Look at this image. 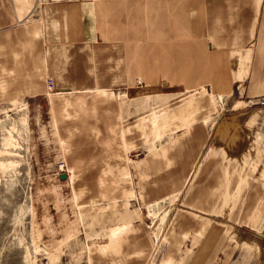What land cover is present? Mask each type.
<instances>
[{"label":"crops","instance_id":"crops-1","mask_svg":"<svg viewBox=\"0 0 264 264\" xmlns=\"http://www.w3.org/2000/svg\"><path fill=\"white\" fill-rule=\"evenodd\" d=\"M36 1L0 0V96L41 95L53 79L75 189L117 182L141 203L147 193L179 196L159 263L222 264L227 250L255 259L264 238L253 229L264 211V107L231 111L208 128L207 96H168L203 84L229 94L240 81L248 93L264 91V0H48L35 11ZM117 87L132 100L168 101L118 113L103 93ZM94 91L100 101L68 95ZM180 128L184 136L137 167L146 157L130 153ZM96 248L88 264H146L151 250L138 234Z\"/></svg>","mask_w":264,"mask_h":264},{"label":"rangeland","instance_id":"rangeland-1","mask_svg":"<svg viewBox=\"0 0 264 264\" xmlns=\"http://www.w3.org/2000/svg\"><path fill=\"white\" fill-rule=\"evenodd\" d=\"M182 90L170 94L169 99L196 95L209 98L211 111L204 119L208 128L231 111L264 107V91L248 93L246 81L236 83L229 94L213 92L209 84ZM125 91L117 87L103 92L117 103L118 113L123 107L143 113L154 111L168 101L162 102V95L157 103V98L149 96L132 100L123 95ZM54 92V86L52 91L47 90L45 80L41 95L15 99L0 96V264H88L96 247L107 244L112 237L119 240L132 234L150 241L146 264H162L159 262L176 224L174 199L150 200L147 193L146 201L141 203L132 186L117 182L106 189L76 190L55 120L61 101ZM98 93L102 92L68 95L100 101ZM51 97L56 98L54 105ZM185 133L184 128L161 136L158 133L148 146L130 154L135 159L145 155L141 165H136L146 170L147 156L165 153V146ZM62 172L67 174L65 179L59 178ZM179 200L178 196L174 203L178 205ZM254 223L253 229L264 236V211L258 212ZM121 229L126 231L120 233ZM257 242L255 259L227 250L220 255V262L264 264V238Z\"/></svg>","mask_w":264,"mask_h":264},{"label":"built area","instance_id":"built-area-1","mask_svg":"<svg viewBox=\"0 0 264 264\" xmlns=\"http://www.w3.org/2000/svg\"><path fill=\"white\" fill-rule=\"evenodd\" d=\"M47 1L48 0H37L36 4L34 6V10H38L39 7L41 5H43L44 3H46ZM53 86H54L53 85V80L51 78H47L46 79V88H47V90L52 91L53 90ZM261 104H264V101H261Z\"/></svg>","mask_w":264,"mask_h":264},{"label":"water","instance_id":"water-1","mask_svg":"<svg viewBox=\"0 0 264 264\" xmlns=\"http://www.w3.org/2000/svg\"><path fill=\"white\" fill-rule=\"evenodd\" d=\"M66 177H67V174L64 173V172H62V173L59 174V178L60 179H65Z\"/></svg>","mask_w":264,"mask_h":264}]
</instances>
